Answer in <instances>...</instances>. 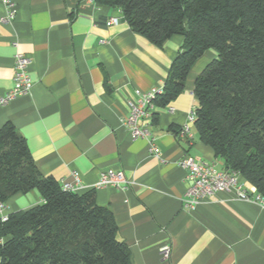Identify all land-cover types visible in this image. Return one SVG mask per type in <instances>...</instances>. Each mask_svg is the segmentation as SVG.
<instances>
[{"label":"crops","instance_id":"0c3cea01","mask_svg":"<svg viewBox=\"0 0 264 264\" xmlns=\"http://www.w3.org/2000/svg\"><path fill=\"white\" fill-rule=\"evenodd\" d=\"M8 2L15 18L4 22ZM112 19L118 22L109 26ZM182 44L174 36L155 46L130 28L120 10L96 0H0V97L14 86L18 51L30 58L33 80L28 95L0 107V129L15 126L43 176L73 183L77 174L75 193L95 190L97 204L114 216L117 240L129 248L132 264H264L262 204L220 193L194 210L183 207L189 184L179 160L220 161L194 125L191 138L177 135L196 109L195 81L217 58L215 51L193 65L184 92L169 105L174 112L157 109L151 139L159 159L150 156L148 140H133L123 125L130 104L165 85ZM108 168L122 170L130 187L97 188ZM248 189L257 195L249 183ZM42 202L38 191L19 194L4 214ZM164 244L172 250L168 260L160 255Z\"/></svg>","mask_w":264,"mask_h":264},{"label":"trees","instance_id":"16d2710c","mask_svg":"<svg viewBox=\"0 0 264 264\" xmlns=\"http://www.w3.org/2000/svg\"><path fill=\"white\" fill-rule=\"evenodd\" d=\"M96 3L120 10L135 33L159 48L183 38L157 109L184 92L199 58L209 50L218 54L195 81L194 127L225 170L238 173L264 200V0ZM32 191L40 193L41 204L0 220V264H132L129 248L117 240L114 216L97 204L95 190L64 191L43 176L26 140L7 123L0 129V202Z\"/></svg>","mask_w":264,"mask_h":264},{"label":"built area","instance_id":"2783aa9c","mask_svg":"<svg viewBox=\"0 0 264 264\" xmlns=\"http://www.w3.org/2000/svg\"><path fill=\"white\" fill-rule=\"evenodd\" d=\"M15 18L14 6L7 3V15L4 22H10ZM117 19L109 21L108 25L116 24ZM15 47H18L15 44ZM31 60L25 54L17 52L15 55V75L14 86L5 95L0 97V107L6 106L11 101L20 96L28 95L33 87V80L30 74ZM164 86L152 89L150 92L142 94L137 101L130 104L129 113L123 120L125 129L129 132L133 140H148V152L150 156L160 158V153L155 145V140L151 139L152 127L157 111L155 100L163 93ZM170 113L174 108L168 106ZM195 122V112L193 111L186 124L180 129L179 136L191 138L190 128ZM178 165L186 171V180L189 184L186 194L183 198V207L185 210H194L201 204L213 200L217 194L231 193L240 201H256L264 206V200L258 196L253 197L248 189L246 182L238 173H229L218 162H205L196 160L189 155H184L178 162ZM73 183L63 182L64 191L76 192L80 184V178L73 174ZM130 181L122 170L108 168L101 173L97 188L114 187L119 190L128 189ZM5 204L0 202V220L6 222L9 215L4 214ZM3 243V241H1ZM163 260L171 257V247L164 244L159 249Z\"/></svg>","mask_w":264,"mask_h":264},{"label":"rangeland","instance_id":"374dc122","mask_svg":"<svg viewBox=\"0 0 264 264\" xmlns=\"http://www.w3.org/2000/svg\"><path fill=\"white\" fill-rule=\"evenodd\" d=\"M220 161H218L219 163H222L223 162V160H221V159H219Z\"/></svg>","mask_w":264,"mask_h":264}]
</instances>
